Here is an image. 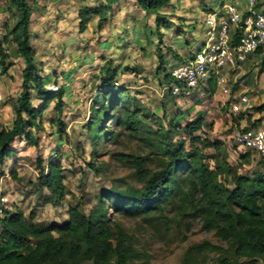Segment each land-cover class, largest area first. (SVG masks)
<instances>
[{
  "label": "rangeland",
  "instance_id": "obj_1",
  "mask_svg": "<svg viewBox=\"0 0 264 264\" xmlns=\"http://www.w3.org/2000/svg\"><path fill=\"white\" fill-rule=\"evenodd\" d=\"M219 1L170 0L160 12L172 25L167 30L160 29V38L153 32L154 16L142 11L133 0L31 1L30 42L35 62L44 86L49 90L63 88L65 92L60 116L65 133L58 132L52 102L38 119V127L32 129L35 147L29 146L23 137L15 138L10 154L0 162L3 192L8 199L6 211L22 212L26 224L39 229L53 222L64 223L71 206L78 205L85 213L90 212L103 193L133 195L142 189V183L137 180L130 157L143 159L148 170H158L166 162L163 152L158 150L164 146L161 140L172 148L182 142L186 152L200 153L203 163L214 172L216 182L230 190L234 188L231 172L225 169L222 159L239 176L264 175V160L234 142V134L240 129H264L263 55L247 57L245 63L225 72L228 95L218 88L213 94L207 90L188 100L162 95V88L169 82L165 75L201 46L203 18L219 6ZM227 1L221 0L220 4ZM6 2L0 0V42L6 54L4 64L0 63V127L10 129L24 62L7 36L15 23V14L9 13ZM255 2L256 10L264 13V0ZM85 8L98 13L88 16ZM83 17L87 24L81 30ZM108 69L114 74L113 84L104 89L102 80ZM241 95L247 96L248 104L233 113L231 103ZM101 103L108 107L104 114L99 112L106 117L100 125L107 136L98 139L93 135L95 127L91 122ZM31 104H40L34 92ZM260 107L263 109L258 112ZM133 112L137 131L127 123ZM196 120H203L204 124L193 136L215 142L218 152L191 143L184 128ZM242 155L247 156L243 159ZM49 162H59L63 168L67 196L59 203L50 200L47 190L37 187L38 165ZM177 181L182 191L187 190L185 175L178 173ZM184 206L176 198L164 205L162 213L146 218H129L110 207L107 214L142 256L136 264L144 260L149 264L245 262L226 251V243L219 241L214 232L203 231L201 220L188 211L184 213ZM203 242L223 251H192L186 255L191 246Z\"/></svg>",
  "mask_w": 264,
  "mask_h": 264
},
{
  "label": "trees",
  "instance_id": "obj_2",
  "mask_svg": "<svg viewBox=\"0 0 264 264\" xmlns=\"http://www.w3.org/2000/svg\"><path fill=\"white\" fill-rule=\"evenodd\" d=\"M31 1L33 0L6 2L9 13L15 14V23L7 36L16 45V53L22 58L24 68L16 104L12 109V125L10 129L0 127V162L10 154V146L17 137H23L29 146L37 145L32 129L38 127V119L52 102L56 111L55 123L58 132L65 133L60 120L65 92L63 88L47 89L35 62V51L30 42L33 14ZM107 1L114 3L118 0ZM133 1L142 11L154 16L153 32L160 38V29L167 30L172 25L171 20L160 12L169 5L170 0ZM84 12L89 16L98 13V10L85 8ZM86 24L87 20L83 17L80 29L84 30ZM236 40L234 35L231 44H235ZM253 55L261 56V51L258 50ZM5 57V50L0 42L1 65L4 64ZM107 71L102 80L104 89L113 84L114 74L109 73V69ZM167 79H170L169 73L165 75V81ZM216 89V83L210 80L209 93H215ZM32 92L40 102L36 107L31 104ZM107 108L106 104L101 103V108L96 110L94 122H91V126L95 127L93 135L98 139L107 136L100 125L106 117L99 115L100 111L104 114ZM262 109L257 108V111L261 112ZM127 123L131 130H138L135 112L129 114ZM203 124V120H196L190 122L184 130L193 145L197 143L203 149L214 148L218 152L215 142L193 136L201 130ZM161 143L164 146L157 148L163 152L166 162L158 170H148L143 159L130 157L137 180L142 183V189L133 195H123L116 191L103 193L97 198L99 204L90 212L85 213L80 206L74 205L69 208L68 219L64 223L53 222L39 229H31L22 212L9 214V211H5L0 231V264H136L142 256L134 250L124 230L111 222L107 214L108 208L129 218H146L154 213H162L164 205L176 198H179L181 206L185 204L181 209L184 213L188 211L198 217L201 220V229L214 232L219 241L226 243V251H232L236 257L245 259L243 264H264V175L254 178L239 176L222 159L225 169L231 172L234 188L230 190L216 182L214 172L203 163L200 153L186 152L182 142L175 145L174 149L163 140ZM246 156L242 155L241 158ZM90 167L96 169L92 163ZM38 168V189L47 190L52 202L63 201L67 190L63 183L61 164L49 162L43 166L40 163ZM178 173L185 175L189 183L185 191H182L180 182L177 181ZM29 219H32V215ZM202 250L223 251L219 246L203 242L191 246L186 255ZM141 264L149 263L144 260ZM219 264L229 263L222 260Z\"/></svg>",
  "mask_w": 264,
  "mask_h": 264
},
{
  "label": "built area",
  "instance_id": "obj_3",
  "mask_svg": "<svg viewBox=\"0 0 264 264\" xmlns=\"http://www.w3.org/2000/svg\"><path fill=\"white\" fill-rule=\"evenodd\" d=\"M243 1L242 6L234 2L222 3L204 16L201 46L170 72L162 95L188 100L209 90L210 80L216 83L221 93L228 95L225 72L243 64L258 50L264 56V13L256 10L255 0ZM234 35L237 40L231 44ZM247 104V96L241 95L231 103V111L238 113ZM234 142L239 148L254 152L264 160V129H240L234 134ZM7 205L0 177V231Z\"/></svg>",
  "mask_w": 264,
  "mask_h": 264
},
{
  "label": "crops",
  "instance_id": "obj_4",
  "mask_svg": "<svg viewBox=\"0 0 264 264\" xmlns=\"http://www.w3.org/2000/svg\"><path fill=\"white\" fill-rule=\"evenodd\" d=\"M227 2H234V3L238 4L239 6L244 5V1L243 0H241V3H239V1H236V0H228ZM220 3H221V0L219 1V5H220ZM253 56H256V55H250L248 58L253 57ZM248 58H247V60H248Z\"/></svg>",
  "mask_w": 264,
  "mask_h": 264
}]
</instances>
